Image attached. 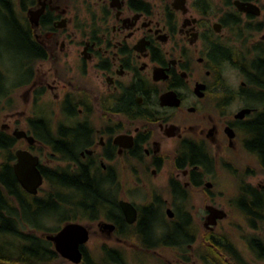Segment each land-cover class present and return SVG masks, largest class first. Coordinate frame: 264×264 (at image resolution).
<instances>
[{
  "label": "flooded vegetation",
  "instance_id": "obj_1",
  "mask_svg": "<svg viewBox=\"0 0 264 264\" xmlns=\"http://www.w3.org/2000/svg\"><path fill=\"white\" fill-rule=\"evenodd\" d=\"M262 126L264 0H0V202L33 230L70 205L112 261H264Z\"/></svg>",
  "mask_w": 264,
  "mask_h": 264
},
{
  "label": "rangeland",
  "instance_id": "obj_2",
  "mask_svg": "<svg viewBox=\"0 0 264 264\" xmlns=\"http://www.w3.org/2000/svg\"><path fill=\"white\" fill-rule=\"evenodd\" d=\"M229 179V178H226ZM254 183H256V180H254ZM234 190L232 188H229L227 190V197L233 196ZM222 199H217L216 204L223 205L224 201H221ZM194 214L197 217H201L205 215L204 208L202 206L201 196L197 195L195 200V206H194ZM237 212H231V217L235 219L237 216ZM88 213L86 210L79 208H70V205L66 206L65 210V218L56 220L55 218L45 219L42 223L39 222L38 225H36V230H33L35 227L34 224H26L20 226V231L24 233H34L35 235L44 238L45 234L43 232L47 233H53L58 231L66 221H80L83 224H89L90 219L88 218ZM74 218V219H73ZM34 226V227H33ZM256 226V227H255ZM95 231H97V228L92 229V233L90 235L89 241L85 244L86 248L89 249L88 253L91 256V258L94 260V264H180L179 263V257L175 256V253L168 249V248H161V257L157 255H150V254H144L139 252H133L129 250H125L119 257L116 259V261H112L109 263L107 261V257L105 256V252H103L100 249V245L103 244V242H107L105 238L96 235ZM224 235L238 240V237H240V233L243 235H248L251 233L250 231V225L248 223L242 224L240 220H235L234 224H229V221H224L223 228L221 231ZM45 239V238H44ZM254 239H258L257 242L261 241L264 245V225L256 224L254 225ZM238 244V241H236ZM199 251V250H198ZM201 253H205V249L202 247L200 248ZM186 250L182 252V255L184 258L186 257ZM162 261V262H161ZM66 264H74L72 262H69L67 260ZM185 264V263H181ZM197 264H212L211 261L203 260V263L198 262ZM254 264H264V261L258 257L256 260H254Z\"/></svg>",
  "mask_w": 264,
  "mask_h": 264
},
{
  "label": "trees",
  "instance_id": "obj_3",
  "mask_svg": "<svg viewBox=\"0 0 264 264\" xmlns=\"http://www.w3.org/2000/svg\"><path fill=\"white\" fill-rule=\"evenodd\" d=\"M254 136L258 144L259 140L264 143V126L256 129ZM258 146L256 150L264 152V148ZM5 182H12L10 175L5 178ZM5 193L0 192L1 195ZM4 201L7 199L0 202V264H66L67 260L56 252L49 241L34 233L20 231V226L26 224L15 220L13 208L2 204ZM105 256L109 263L116 258L112 255ZM82 264H94L87 251L84 252Z\"/></svg>",
  "mask_w": 264,
  "mask_h": 264
},
{
  "label": "water",
  "instance_id": "obj_4",
  "mask_svg": "<svg viewBox=\"0 0 264 264\" xmlns=\"http://www.w3.org/2000/svg\"><path fill=\"white\" fill-rule=\"evenodd\" d=\"M28 176L27 174H23ZM21 182L25 188L31 192H36L39 183L34 184L29 182L27 178H22ZM127 215L136 216V210L129 203H123ZM211 217H224L222 210L209 208ZM133 220V219H131ZM45 240L52 242L57 253L64 259L74 264H80L83 259V252L81 246L85 245L90 239L89 228L80 222L66 223L58 232L52 234H45Z\"/></svg>",
  "mask_w": 264,
  "mask_h": 264
},
{
  "label": "bare ground",
  "instance_id": "obj_5",
  "mask_svg": "<svg viewBox=\"0 0 264 264\" xmlns=\"http://www.w3.org/2000/svg\"><path fill=\"white\" fill-rule=\"evenodd\" d=\"M259 145L261 146V148H264V143L261 140H259ZM6 202H8V199Z\"/></svg>",
  "mask_w": 264,
  "mask_h": 264
}]
</instances>
